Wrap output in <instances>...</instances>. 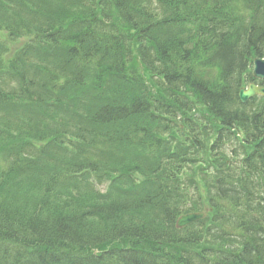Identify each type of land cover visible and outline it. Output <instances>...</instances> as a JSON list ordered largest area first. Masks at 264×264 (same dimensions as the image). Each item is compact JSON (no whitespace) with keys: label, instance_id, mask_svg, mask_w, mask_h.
<instances>
[{"label":"trees","instance_id":"obj_1","mask_svg":"<svg viewBox=\"0 0 264 264\" xmlns=\"http://www.w3.org/2000/svg\"><path fill=\"white\" fill-rule=\"evenodd\" d=\"M257 57L264 0H0V264H264Z\"/></svg>","mask_w":264,"mask_h":264},{"label":"water","instance_id":"obj_2","mask_svg":"<svg viewBox=\"0 0 264 264\" xmlns=\"http://www.w3.org/2000/svg\"><path fill=\"white\" fill-rule=\"evenodd\" d=\"M253 77L257 79L264 78V60H260V59L254 60ZM254 95L264 96V88H257L253 84H251L249 85L246 91L241 90L239 92V99L241 102H245L247 99L253 97ZM202 218H203V214L201 213L187 214L178 219L177 226L182 228Z\"/></svg>","mask_w":264,"mask_h":264},{"label":"rangeland","instance_id":"obj_3","mask_svg":"<svg viewBox=\"0 0 264 264\" xmlns=\"http://www.w3.org/2000/svg\"><path fill=\"white\" fill-rule=\"evenodd\" d=\"M5 40L7 41V43H8V45H9V42H10V40L7 38V37H5ZM18 42H20V41H13L12 43H11V46L12 45H15L16 43H18Z\"/></svg>","mask_w":264,"mask_h":264}]
</instances>
